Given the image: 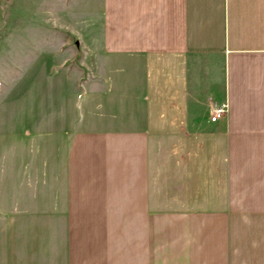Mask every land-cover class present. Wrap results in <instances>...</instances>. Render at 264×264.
Segmentation results:
<instances>
[{
  "label": "crops",
  "instance_id": "obj_1",
  "mask_svg": "<svg viewBox=\"0 0 264 264\" xmlns=\"http://www.w3.org/2000/svg\"><path fill=\"white\" fill-rule=\"evenodd\" d=\"M87 2L78 104L7 152L0 264H264V0Z\"/></svg>",
  "mask_w": 264,
  "mask_h": 264
},
{
  "label": "rangeland",
  "instance_id": "obj_2",
  "mask_svg": "<svg viewBox=\"0 0 264 264\" xmlns=\"http://www.w3.org/2000/svg\"><path fill=\"white\" fill-rule=\"evenodd\" d=\"M87 1L0 0V208L10 182L23 180L8 149L37 142L43 120L55 111L50 106L78 104L89 48Z\"/></svg>",
  "mask_w": 264,
  "mask_h": 264
},
{
  "label": "built area",
  "instance_id": "obj_3",
  "mask_svg": "<svg viewBox=\"0 0 264 264\" xmlns=\"http://www.w3.org/2000/svg\"><path fill=\"white\" fill-rule=\"evenodd\" d=\"M210 106H211L210 121L212 123L219 121L228 112V104L226 102L217 103L215 101H211Z\"/></svg>",
  "mask_w": 264,
  "mask_h": 264
}]
</instances>
